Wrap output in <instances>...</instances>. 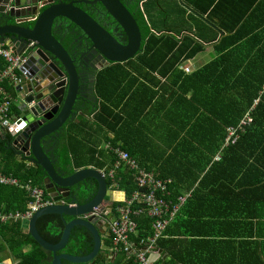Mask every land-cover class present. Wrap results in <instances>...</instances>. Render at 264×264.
Segmentation results:
<instances>
[{
  "label": "crops",
  "instance_id": "1",
  "mask_svg": "<svg viewBox=\"0 0 264 264\" xmlns=\"http://www.w3.org/2000/svg\"><path fill=\"white\" fill-rule=\"evenodd\" d=\"M160 1L144 0L140 3V8L146 19L145 5L152 6L154 15L157 18V22H154V25L150 26L147 24L151 27L152 32L156 33L157 37L163 39L158 40L161 44L158 48L160 50L156 52V57L162 58L164 55H160V53L166 54V47L169 48L172 41L176 42L175 48L169 51L166 57V61L168 60L176 66L175 71L171 73L172 71L169 70L168 75L162 77L159 73L149 70H147L149 73L146 75L145 73L141 75L133 70L135 68L133 65L140 64L139 57L145 53L146 46L144 42L142 52L134 59L129 60L132 61L131 66L128 67L132 76L124 80L129 91L127 94H122L123 101L120 103V107H115L109 103H104V106L101 105L93 90L95 74L114 63H109L107 66L101 65L90 75V93L89 95L87 94L88 99L84 103L83 108L77 107L72 119L65 124L63 130L59 133L58 140L60 142L62 140V143L61 145L59 143V149L56 147V150H59L61 156L64 153L68 154L70 169L73 171L93 169L94 171L102 172L105 169H118L122 164L120 166L117 165L119 161L114 151L116 149L121 151L128 149L130 150V155L133 153L136 157H141V159L135 160L140 168L145 169L143 165L147 168L151 167L152 172L158 177L160 173L171 179L183 177L182 175L197 176L192 182L186 180L184 183L172 187V191L182 194L179 197H183V202L185 203L179 204V207L184 205V210L179 212L177 224H175V221L169 222L166 228L167 239L182 242L178 244L177 249L179 251H174L175 255L183 261L182 264H264V235H260L261 233L264 234V227L261 230L258 227L260 225L264 226V196L263 199L257 200L258 196L264 193V186L254 185L247 187L237 185L225 187L213 183L214 174L221 172H213L209 168L212 164L221 162L220 159L223 158L224 152L228 147L226 138L223 139L222 145L217 149L216 146L219 145V142H216L214 138L208 139L215 153L212 152L210 154L206 149L203 150L202 155L199 157L201 160L210 159V162L202 170L197 168L193 170L190 161L196 156L191 153L195 144L194 139L188 138L181 143V136L175 137L179 128L189 129V127H197V123L199 127H222V129H225V126L220 123L209 124L207 121L193 123L189 119L191 114L192 116H199L197 112L201 113L202 109H195L196 107H193L187 101L190 98L192 100V97H200L201 102L205 103L204 101L207 98L205 82L207 78L210 77L219 81L223 73L219 66L215 65L210 70L203 72L200 77L194 76V74L214 62L220 61L221 57L231 50L232 57L222 60L226 64L223 70L228 67L235 71V66L246 63L248 65H264V55L261 53V55H258V57H262L261 59L253 60L255 55H257L256 52H259V49H264V43L257 39L251 40L246 50L241 49L236 52L234 50L238 45L226 47L225 42H223L226 38L231 39L233 36L231 34L229 36L227 32L215 25L216 14L213 22H211L206 18L208 11L201 15L194 8L184 5L182 0H175V7L172 5L167 6L166 0H163L162 6ZM237 2L239 0H228V3L224 4L219 11V18L231 16L235 23V18L239 17L241 13L237 11L238 8L232 7ZM233 9L237 11L236 14H233ZM162 10L165 11L163 19L160 14ZM174 13H176L175 16H173ZM158 15L161 16L160 21L157 17ZM257 15H264V13ZM258 22L257 20H251L245 25V30L254 28L253 32L257 33L259 28H261L260 26L255 27ZM247 37L242 38L241 41H247ZM165 39H168L169 42L164 41ZM182 44L183 49L180 50ZM196 46L198 47L197 51L190 53ZM248 49L253 51L250 56H248V53H250ZM243 55L248 56V58ZM258 72L260 75H257V72L255 74L248 72L247 74L252 75L251 79H259L263 75V71L259 70ZM179 76L187 77L185 82L186 91L183 95L178 90V85L180 84ZM149 77L155 79L150 82ZM134 78H137V80H134ZM4 88L13 97H18L12 85L4 84ZM195 90L200 92L198 96ZM20 97L19 95L18 98L20 99ZM214 104L219 105V102L215 101ZM18 106L19 101L15 102L17 113ZM144 106L146 109L142 112ZM137 112H140L139 119L137 118L138 120L136 119L134 125H131L128 121ZM118 117H122V121L119 125H116ZM238 124L229 127H236ZM119 133L124 136V142L121 139H117ZM249 140L252 143V140ZM0 142H3V140L0 139ZM181 148L183 152H181ZM56 150L55 153L57 152ZM160 151L165 155L164 157H161ZM238 151L242 152L241 148ZM53 152H49L48 156L55 162L57 159L59 161V157L56 158V154ZM252 157L253 161L263 160V156L253 155ZM1 158L2 156H0V160ZM245 159V157L230 159L231 167L227 171L233 175L237 173V178L242 177L239 163H244ZM15 160L23 164L27 170L32 167L27 166L25 161H20L17 156ZM203 162H201L200 166H203ZM110 164L114 166L111 168ZM99 166H102L103 170L99 171L97 169ZM122 166H125V164ZM263 176L264 169L260 167V169L254 170L247 177L250 180H255ZM13 177L16 178L15 176ZM203 177H208V179H205L202 184L201 179ZM28 181L34 183L30 179ZM34 184L37 185L36 183ZM41 188L43 189V187ZM106 189L112 192L117 191L114 184L106 185ZM231 192L235 194L234 197L226 195ZM238 192L242 195L244 194L242 192H246L249 195L248 197L245 195H240L239 197L236 195ZM241 197L247 198L243 200ZM109 204L110 207H114L115 201ZM230 211L233 214L226 217ZM243 214L244 216H242ZM23 228V232L27 233L28 227L23 226ZM104 233L106 236L102 239L103 244L104 240L109 238L106 229ZM108 243V251L105 258L111 263V259L114 256L112 258L109 257L111 244L110 241ZM1 244L0 241V248H2ZM168 248L171 252L174 250L171 249L172 245L170 244H168ZM26 251L24 249V253ZM171 252L169 253L167 248L158 247L156 255L152 259L156 264L169 262L171 260ZM119 256L125 259L121 254H118L116 258ZM0 263L17 264L18 261L14 259L9 250L3 247L0 249Z\"/></svg>",
  "mask_w": 264,
  "mask_h": 264
},
{
  "label": "trees",
  "instance_id": "2",
  "mask_svg": "<svg viewBox=\"0 0 264 264\" xmlns=\"http://www.w3.org/2000/svg\"><path fill=\"white\" fill-rule=\"evenodd\" d=\"M141 1L142 0H140L135 7L136 16L142 29V37L145 42L146 49L145 53L139 57L140 64H134V69L131 67L130 68L140 73L141 75H143V73H145V75L148 74L149 72H147V70H149L152 72L159 73L162 77H166L169 73V70L172 71L171 73L175 71L176 66H174V63H170L168 60L166 61V57L167 53L173 48H175L176 42L172 41L169 48L166 47V54L160 53V55H164L162 58L159 59L158 57H156V52L160 50L158 48L161 44V42L158 40L163 39L157 37L156 33L152 32L151 27L147 25L144 14L140 8ZM182 1L184 5L194 8L201 15H204L208 11L209 13L207 14L206 18L211 22H213L215 14L217 15L215 25L227 32L229 36L230 34L231 36H233L231 39L226 38V40L223 41L225 42L226 47L238 45L239 48L237 47L234 50L238 52L241 49L246 50L247 47H249L248 43L251 40L257 39L261 40V42L264 43V15H257L262 12L264 13V0H239L237 4L232 6L234 8H238L237 11L241 12L239 17L235 18V23L233 22V18L231 16H227V18H219V11L222 9L224 4L226 5L228 3V0ZM237 11L233 9V14H236ZM251 20L259 21L255 25V27H261L259 28V31L257 33L253 32V30H255L254 28H252L251 30H245V25L248 24ZM226 23H228L229 25ZM246 36H248L247 41L242 42L241 39ZM56 38L60 42H62V45L66 50H69L72 41L71 37H64V40L59 37ZM164 41L169 42L168 39H165ZM182 49L183 44L180 46V50ZM197 49V46L194 47L190 53L197 51ZM248 50H250V53H248V56H250L253 51H251V49ZM256 53L257 55H255V58L253 60L261 59L262 57H258V55H264V49H259V52ZM248 56L245 57L248 58ZM228 57H232V50L226 55H223L220 61H216L206 66L203 70H198L194 74V76L200 77L203 72L210 70L215 65L219 66L221 72L223 73L221 74L219 81L210 77L207 78L205 82V86L207 87V89L205 90V92L207 93V98L204 101L205 103L201 102L200 97H192V100L191 98L189 99L191 101H187L190 105L196 107L195 109H202L201 113L197 112L199 116H192V114L190 115L189 119L193 123L207 121L210 124L216 122L220 123L221 125H224L225 129H222V127H199L197 123V127L193 126L189 127V129L179 128L175 137L181 136V143L185 142V140H187L188 138L194 139L195 144L192 147L191 153L196 155V159L195 157L192 158L190 164L193 167V170H195L196 168L202 170L204 167L207 166V163L210 162V159L201 160V158L199 157L200 155H202L203 150L206 149V151H208L210 154L212 152L215 153L208 139L214 138L216 142H219V145L216 146V149L219 148L220 145H222L223 143V139L227 136L226 127L238 124L239 121L244 117V114L249 112L252 117V124L247 127L243 133H241L235 145H229L226 148L223 158L220 159L221 162L212 164L209 169L213 172H221L214 174L213 183L215 185L225 187H234L237 185L247 187L254 185L264 186V176L255 180H250L247 177L250 176V174L254 170L260 169V167L264 169V65H248V63H246L244 65L238 64L237 66H235V71H233L231 68L229 69L228 67L223 70L226 64L223 63L222 60ZM131 64L132 61H128L124 64H110L109 66L103 68L101 71L95 74L93 90L97 98L99 99L101 105L104 106V103H109L112 106L120 107V103L123 101L122 94H127L129 91V88L124 83V80L132 76L131 71L128 69ZM4 66L5 61L0 58V71L4 69ZM259 70L263 71V75H261L259 79H251L252 75L247 74L248 72H250L251 74H255L257 72L256 74L260 75V73L258 72ZM148 79L150 80V82H152V79L155 78L151 79L149 77ZM134 80H137V78H134ZM178 80H180L178 90L179 93L183 95L186 91L185 82L187 80V77L179 76ZM11 90L12 92L14 91L13 88ZM195 93L198 96L200 92L198 90H195ZM215 101L219 102V105L214 104ZM255 101L256 103H254ZM145 109L146 108L144 106V110L142 112H144ZM139 115L140 112H137L135 116H131L128 123L134 125ZM121 121L122 117H118V119L116 120V125H119ZM261 126L263 127L260 128ZM117 137V139H121L124 142V136L122 134L119 133ZM58 139L55 143V150L56 147H58L59 149V146L62 143V140L60 142V140ZM249 139L252 140V143ZM10 143V139L7 140V142H0V156H2L1 161H3L4 163V167L1 168L2 173L4 175H13L18 178L21 182L28 181V179L33 180L34 183H36L38 186L43 187L42 181L45 177L44 172L40 168L34 169L33 167H30V169L27 170L23 164L18 163L15 160V152L9 149L11 145ZM240 148L242 152L238 151ZM55 150L53 153H55ZM124 151H126L130 155V150L124 149ZM181 152H183L182 148ZM55 154L56 158L59 157V161L57 159L58 163L57 165H55V168H60L61 174H64L65 177L72 175L74 171L70 169L68 154L64 153L61 156L59 154V150ZM160 155L161 157L165 156L164 154H162V152ZM253 155L263 156V160L253 161ZM130 156H134L132 157L134 160L141 159V157H136L133 153H131ZM242 157L246 158L244 163H239V170L241 171L240 174H242V177L237 178V173H235L236 175H233L231 172L227 171L229 167H231V163L229 161L232 158L238 159ZM202 161H204L203 166H200ZM122 165L117 169V171L112 172V178L105 177V182L106 185H108L110 184V180L114 179L117 183H119L118 188L125 190L127 194H131L139 188L136 186L133 171L130 170L128 167ZM110 166L112 168V166L114 165L110 164ZM143 168H145V170L148 172L153 171L150 169L151 167L147 168L143 165ZM97 169L101 171L103 170V167L99 166ZM182 176L183 177H176L171 179L167 178L161 173L159 177L155 175L157 179L170 180V183H168L167 185V193H160L159 196H162L167 203L171 204V206L175 205L179 196L182 195L181 193H176L172 191V187H174V185L177 186L180 183H184L186 180L192 182L197 177H189L184 175ZM205 179H208V177H203L201 179L202 184ZM83 183H85L86 185L82 189V194L80 197L77 198V200H75V202L79 204H83L89 201L93 198L96 193V184L94 180H84L80 184ZM242 193H244L243 195L247 197L249 195L246 192ZM226 195L234 197L235 194L231 192L230 194ZM236 195L240 197V195L242 194L238 192ZM263 196L264 193L260 194L257 200L263 199ZM247 197L241 198L245 200ZM27 200L28 199L26 198V194L23 190L10 186H0V211H22L25 208V202H27ZM72 201L73 200L69 198L64 199V202L66 204L71 203ZM183 210L184 205L178 207L174 218L171 219L169 222L175 221V224H177L179 220V212H183ZM232 214V211H230V213H228L226 217ZM242 216H244V214ZM69 220L70 218L66 216L62 217L57 214H46L36 220L35 227L38 234L43 240L50 244H56L58 243L62 231L64 229V222H68ZM135 220L138 223L141 237H147L152 234L153 219L151 217L144 214L141 217H135ZM223 224H225V222H223ZM258 227L261 230L264 226L260 225ZM260 235L263 236L264 234L261 233ZM0 241L2 243V248L5 247L7 250H9L14 259L18 261L17 264H51V254L43 251L39 247V245L30 237V235L23 232V226L21 222L0 224ZM180 243L182 242L179 240L167 239L165 230L162 238L158 240L157 248H167V251L170 253L171 250L168 248V244H170L172 245L171 249L174 250L171 252V260L169 262H163L162 264H182L183 261L180 260L174 253V251H179L177 247ZM104 244L109 245L107 240H104ZM92 248L93 239L91 234L82 227H74L71 230L69 241L64 251H62V254H67L75 257H82L88 255L92 251ZM24 249L27 250L25 253ZM105 257L106 252L99 253L95 258L93 264H135L131 260L125 261V259L121 256L116 258L114 262L110 263V261L107 260V258ZM62 264L69 263L62 262Z\"/></svg>",
  "mask_w": 264,
  "mask_h": 264
},
{
  "label": "water",
  "instance_id": "3",
  "mask_svg": "<svg viewBox=\"0 0 264 264\" xmlns=\"http://www.w3.org/2000/svg\"><path fill=\"white\" fill-rule=\"evenodd\" d=\"M77 1L0 0V40L12 47L14 53L26 57L25 63L19 68L20 83L15 88L18 97L21 96L20 99L16 98L19 101L18 118L23 122L20 124L21 130L9 128L0 133V139L3 142L10 139L9 149L15 152L20 161L31 164L34 169L40 168L45 174L43 189L54 203L32 216L27 225V234L43 251L51 254V264H93L99 253L107 252L108 248L102 241L106 236V219L94 215L83 217L93 213L95 208L102 215L104 207L109 208V203L117 200L116 193H121L122 197L125 195L124 192L106 189L104 174L108 169L102 172L83 169L65 177L60 168H55L58 162L48 156L49 152L55 150L59 133L72 119L76 102L82 99L79 100L82 101L79 108H83L87 100L73 59L52 33L54 21L64 18L74 24L102 57L104 66L134 59L142 51L143 42L139 24L121 0ZM39 3L47 7L40 10L32 25H23L21 17L35 14ZM79 3H99L105 13L123 29L128 44L119 43L97 20L77 7ZM11 19L13 22H10ZM30 41L35 42L33 48H27ZM88 179L95 181L96 193L89 201L79 204L75 202L77 198L71 188ZM69 196L74 198L69 204L74 205L62 203ZM46 214L70 218L64 222V229L56 244L43 240L36 230V220ZM74 227H82L92 236L93 248L86 256L62 254Z\"/></svg>",
  "mask_w": 264,
  "mask_h": 264
},
{
  "label": "built area",
  "instance_id": "4",
  "mask_svg": "<svg viewBox=\"0 0 264 264\" xmlns=\"http://www.w3.org/2000/svg\"><path fill=\"white\" fill-rule=\"evenodd\" d=\"M42 6L39 3L36 13L21 17L22 21L34 22L43 8ZM34 45L35 42L30 41L27 48H33ZM0 58L6 63V68L0 72V133H2L14 127L21 130L20 124L23 122H21V118H18V113L15 110L17 100L5 90L4 84L16 88L20 83L19 68L25 63L26 57L14 53L12 47L0 40ZM186 71L188 70L186 69ZM251 124L252 117L247 112L236 127L227 128L226 145H235L241 133ZM114 152L119 161L117 165L125 164L133 171L136 186L139 189L127 194L125 190L118 188L119 183L114 179L110 180V184H114L116 192H124L125 195L122 197L121 193H116L117 200L114 207H104L102 215H99V211L95 208L93 213L85 215L83 218L94 215L106 219V230L111 244L109 257L121 254L125 257V261L128 259L135 264H156L152 257L156 255L158 240L162 238L169 221L174 218L179 204L184 201V198L179 197L177 203L171 206L162 196H159L160 193H167L169 180L157 179L153 172L140 168L127 152L120 149H116ZM27 166H31V164H27ZM115 170L117 169L108 170L104 174V178H112V172ZM0 186L19 188L25 192L28 199L22 211H0V224L21 222L22 226L25 223L28 225L29 220L37 211L54 203L41 187L30 181L22 183L11 175H4L1 169ZM62 203L66 204L64 199ZM68 205L74 204L68 203ZM144 214L153 219V232L147 237L140 236V229L135 220V217H141Z\"/></svg>",
  "mask_w": 264,
  "mask_h": 264
},
{
  "label": "flooded vegetation",
  "instance_id": "5",
  "mask_svg": "<svg viewBox=\"0 0 264 264\" xmlns=\"http://www.w3.org/2000/svg\"><path fill=\"white\" fill-rule=\"evenodd\" d=\"M77 1V0H76ZM78 1H86V2H92L93 0H78ZM77 1V2H78ZM140 0H121V2L127 7V9L131 12V14L136 19L137 23L138 18L136 16V4L139 3ZM141 3V2H140ZM55 4V3H54ZM43 8H46L47 5L42 4ZM80 9L87 12V14H90L95 20H97L110 34L112 37H114L119 43L123 45L128 44V39L126 34L124 33L123 29L118 25V23L111 19L103 10L101 5L99 3L95 4H81L79 3L77 5ZM10 22H13V19L10 20ZM23 25L28 26L32 25L31 22H24ZM140 26V24H139ZM141 28V26H140ZM142 31V29H141ZM52 33L54 34V37H59L62 40H64V37H71V45L69 47L68 53L70 57L73 59L76 69L80 75V82H81V88L84 94L86 96L90 93V75L94 70H96L98 67L103 65L105 62L103 61L102 57L99 55L98 52L95 51L94 48H92L91 44L88 43L87 39L83 36L82 32L72 23H70L68 20L64 18H57L54 21V26L52 27ZM61 36V37H60ZM57 39V38H56ZM58 40V39H57ZM62 44V42H60ZM144 45V40L142 42V48ZM143 50V49H142ZM142 52V51H141ZM140 54V52L137 54V56ZM88 94V95H87ZM88 99V97H86ZM82 100V99H79ZM77 101L74 107V111H76L77 107L81 105L80 103L83 101ZM86 102V101H84ZM85 183L79 184L71 188V192L73 195H76L75 198H78L82 194V189L85 187ZM69 199H72L73 197L69 196ZM74 199V198H73ZM107 241H109V238H106ZM107 247V245H106ZM114 259L116 257L112 258L111 262H114Z\"/></svg>",
  "mask_w": 264,
  "mask_h": 264
},
{
  "label": "rangeland",
  "instance_id": "6",
  "mask_svg": "<svg viewBox=\"0 0 264 264\" xmlns=\"http://www.w3.org/2000/svg\"><path fill=\"white\" fill-rule=\"evenodd\" d=\"M160 3L163 6V0H161ZM165 3L167 4V6L172 5L175 7V0H166ZM144 12H145V15L147 16L145 19L146 23L149 24L150 26L154 25V22H157V18L154 15L153 7L146 4ZM160 14H161L162 19H163L164 15H165V11L162 10V12ZM166 14H167V12H166ZM175 15H176V13L173 14V16H175ZM161 16L160 15L157 16L159 21L161 20ZM16 97H17V95H16ZM0 165L2 168L4 167V163L1 160H0ZM26 225L27 224L25 223L24 226H26Z\"/></svg>",
  "mask_w": 264,
  "mask_h": 264
}]
</instances>
